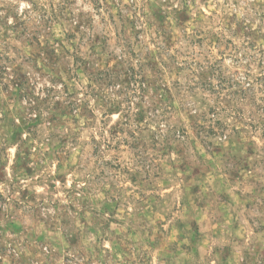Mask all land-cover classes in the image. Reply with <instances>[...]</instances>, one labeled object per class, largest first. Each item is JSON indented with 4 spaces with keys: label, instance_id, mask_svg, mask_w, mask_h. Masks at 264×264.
Segmentation results:
<instances>
[{
    "label": "rangeland",
    "instance_id": "374dc122",
    "mask_svg": "<svg viewBox=\"0 0 264 264\" xmlns=\"http://www.w3.org/2000/svg\"><path fill=\"white\" fill-rule=\"evenodd\" d=\"M0 264H264V0H0Z\"/></svg>",
    "mask_w": 264,
    "mask_h": 264
}]
</instances>
